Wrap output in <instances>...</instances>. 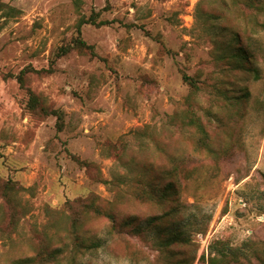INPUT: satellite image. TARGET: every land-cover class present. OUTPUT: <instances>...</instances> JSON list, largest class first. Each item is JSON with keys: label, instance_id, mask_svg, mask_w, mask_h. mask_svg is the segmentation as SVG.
Returning <instances> with one entry per match:
<instances>
[{"label": "rangeland", "instance_id": "374dc122", "mask_svg": "<svg viewBox=\"0 0 264 264\" xmlns=\"http://www.w3.org/2000/svg\"><path fill=\"white\" fill-rule=\"evenodd\" d=\"M2 4L15 13L0 29V264H208L222 247L264 264V13L246 0ZM77 40L95 56H58ZM239 50L251 65L240 67ZM171 158L187 215L207 226L191 244L159 250L84 208L96 196L118 229L160 216L168 207L134 192ZM74 223L102 246L72 253Z\"/></svg>", "mask_w": 264, "mask_h": 264}, {"label": "trees", "instance_id": "16d2710c", "mask_svg": "<svg viewBox=\"0 0 264 264\" xmlns=\"http://www.w3.org/2000/svg\"><path fill=\"white\" fill-rule=\"evenodd\" d=\"M246 3L249 7L254 8L256 11L260 13H264V4L259 2L258 4L254 0H246ZM0 29L2 27L1 20L6 17H10L15 13L14 9H5V6L2 4V0H0ZM85 24L93 23L96 24L94 19L89 20V22H82ZM86 49L92 52V57L95 56L94 48L92 46H88L84 41L77 40L75 45L61 48L58 56L62 57L67 55L74 49ZM235 57L240 58L239 65L240 67H246L247 64L251 65L249 58L246 55V52H242L241 50L237 51ZM251 68V67H250ZM249 68V69H250ZM251 72L257 74L256 70H251ZM25 72H22L23 75ZM186 83L192 89H197L194 81L188 77H184ZM18 81L22 82V76L18 77ZM30 99L29 108H35L38 105V100L35 98V95L32 94ZM48 115H55L56 111L46 112ZM59 117V116H58ZM197 128L200 131V134L203 136L202 143L206 145L205 138L207 136L206 131L203 125L200 122H195ZM75 161L78 165L85 169L91 168L93 165L81 161L75 158ZM172 164L174 167L171 170L164 171L160 177V179L153 176L149 182H143V180L137 181V187L134 192V199H137L144 203H151L153 205L166 208L167 210L163 212L160 216L150 217L145 222L140 223V220H137L136 217H127L122 223L120 229L116 226L117 221L116 217L113 213L102 210L98 204L96 203V196H92L87 199L84 208L87 209L88 212L96 214L98 216H103L109 219L112 224L113 231H119L122 229H130L131 233L135 236L145 237L149 239L152 243V246L159 250H167L174 246L180 245H189L192 243L191 233H204L207 231V226L205 222H198L194 220L193 217L187 215V207L180 200V190L177 185L178 178L180 176L179 172V161L180 159L171 158ZM159 182H162V187H160ZM102 183L105 185H112V182L108 180H102ZM190 217V218H188ZM75 230V242L76 247L73 249L74 254L82 253L83 251L94 250L100 248L102 245L99 242L93 240H87L83 238L80 233H78V226L73 224L72 228ZM117 233V232H116ZM221 243V242H220ZM223 243H221L222 246ZM216 245V244H215ZM238 250H232L228 247H222L221 249H212L210 253V257L208 259V264H239L240 258L242 257L241 253H236ZM62 250L55 249L54 251L47 252L41 254V257L46 260H56L58 257L62 255ZM215 254V255H214ZM214 255V256H212ZM73 259V257H72ZM30 260H20L15 262V264H29Z\"/></svg>", "mask_w": 264, "mask_h": 264}]
</instances>
